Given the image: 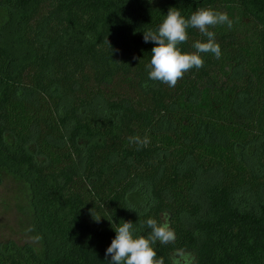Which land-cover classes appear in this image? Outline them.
Returning <instances> with one entry per match:
<instances>
[{"label": "trees", "instance_id": "obj_1", "mask_svg": "<svg viewBox=\"0 0 264 264\" xmlns=\"http://www.w3.org/2000/svg\"><path fill=\"white\" fill-rule=\"evenodd\" d=\"M169 8L233 21L210 29L220 58L202 54L175 87L148 79L155 44L143 41ZM188 36L183 52L206 41ZM7 164L32 176L50 249L12 246L0 264H110L116 225L147 237L146 220L166 214L175 239L152 245L162 264H264V0H0ZM198 171L216 179L205 206L194 198Z\"/></svg>", "mask_w": 264, "mask_h": 264}, {"label": "clouds", "instance_id": "obj_2", "mask_svg": "<svg viewBox=\"0 0 264 264\" xmlns=\"http://www.w3.org/2000/svg\"><path fill=\"white\" fill-rule=\"evenodd\" d=\"M225 25L229 29L233 26L228 14L211 8H200L187 18L178 8H169L156 30L143 32V41L155 44L151 49L150 62L146 65L148 79L175 87L185 73L203 67L202 54H211L219 59L220 46L216 43L215 32L210 29ZM189 28L198 30L206 41L197 40L192 44L193 52H183L179 46L187 43ZM129 142L140 145L148 143L147 139L141 140L139 137H130ZM145 224L151 230L147 237L135 235L137 229L131 221H121L115 228V224L112 225L115 238L105 252L106 257H111L110 264H162L152 245L157 241L163 244L172 242L175 233L169 224L158 223L153 218L147 219Z\"/></svg>", "mask_w": 264, "mask_h": 264}, {"label": "rangeland", "instance_id": "obj_3", "mask_svg": "<svg viewBox=\"0 0 264 264\" xmlns=\"http://www.w3.org/2000/svg\"><path fill=\"white\" fill-rule=\"evenodd\" d=\"M94 107L99 112L105 110V107L99 101L95 102ZM7 143L10 145L11 150L16 147L14 140H7ZM24 148L34 161H41L32 142L24 146ZM243 158L250 168L256 169V152H254V147H246L243 151ZM215 180L213 174H202L198 171V183L194 192L195 200L204 205L205 203L202 201H205V193ZM34 186L32 176L23 172L22 169L12 170L8 164L1 165L0 252H7L12 246L18 249L29 246L35 252L45 254L50 249L46 243L40 240L41 236L37 226L42 222V219L38 218L42 203L40 202L39 204L38 193L34 190ZM251 201H253L252 197H250ZM203 208L205 209L207 207ZM204 214H207V211H204L202 215ZM186 220L189 221L187 217ZM161 223H170L167 214L162 215Z\"/></svg>", "mask_w": 264, "mask_h": 264}]
</instances>
